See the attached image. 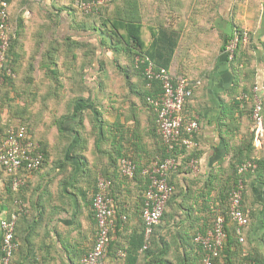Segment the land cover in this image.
<instances>
[{
    "label": "crops",
    "instance_id": "0c3cea01",
    "mask_svg": "<svg viewBox=\"0 0 264 264\" xmlns=\"http://www.w3.org/2000/svg\"><path fill=\"white\" fill-rule=\"evenodd\" d=\"M179 1L173 7L169 0H147L146 4L135 7V12L148 20L146 28L150 31L159 27L151 25L150 20L159 14V7L162 8L163 27L176 39L167 68L175 76L195 84L185 105V113L197 117L199 123L198 147L187 152L196 163L190 166V159L181 153L179 166L170 172L174 193L166 211H171L172 216L166 220L163 231L170 229L177 236L178 260L185 259L179 264H202L200 247L192 237L197 233L205 234L215 217L228 206L226 192L232 189L230 162L234 153L250 143L251 156L264 161V0ZM75 6L74 0L9 2L8 11L12 15L9 25H15L20 11L23 16L59 11V16L52 18H58L63 29L65 26L72 32V39L83 40L84 47L73 51L77 63L83 62V66H70L68 74H74L75 79L83 77L87 85L83 87L84 97L96 102L100 124L97 130L90 104L91 107L84 112L82 124L74 127L77 133L70 132L71 137L62 138L52 169L42 164L35 171L20 172L24 179L21 186L25 184V187L18 195L27 198L24 204L20 197L12 199L7 177L0 170V219L16 209L17 200L22 204L14 232L16 249L10 264H81V257L93 245L96 229L88 203L95 175L96 181L99 177H114L109 196L115 206L116 219L104 264H125L126 255L120 257L117 252L125 249L134 233L139 235L142 231L143 188H139L134 180L124 181V178L115 176L114 165L118 156L114 147L120 145L124 151V147L129 146L128 152L135 154V159L143 166L154 157L164 158L163 143L156 138L154 115L148 104L135 102L130 106L124 100L127 93L125 82L111 62L120 57L124 60L125 52L113 45L108 46L111 38L102 32L99 34L97 29L96 33L105 39V43L99 49V55H91V28L84 31L75 28L78 25L72 17ZM235 31L247 32L248 40L237 44L232 60L228 59L225 47ZM57 37L58 45L64 47V39L60 35ZM143 39L146 45L151 42L150 35ZM88 43L90 45L86 46ZM73 54L69 52L68 62L74 63ZM98 60L105 63L100 71ZM92 75L100 84L95 94V88L85 80ZM140 82L135 78V91L140 88ZM248 97L254 101L258 99L261 104L262 121L258 129L248 114L252 106ZM138 99L136 96L135 100ZM260 172V175H247L242 187H245L242 203L249 217L243 229V241L237 239L234 224L227 213L225 250L215 264H264V165ZM33 185L39 191L34 205L29 204ZM156 232L158 239L165 236L160 230ZM137 252L136 264H148L153 257L151 254L146 256L143 247ZM166 260L178 264L172 257Z\"/></svg>",
    "mask_w": 264,
    "mask_h": 264
},
{
    "label": "trees",
    "instance_id": "16d2710c",
    "mask_svg": "<svg viewBox=\"0 0 264 264\" xmlns=\"http://www.w3.org/2000/svg\"><path fill=\"white\" fill-rule=\"evenodd\" d=\"M112 1L113 0H111L107 6L100 8L98 13L86 14V13L81 12L75 6L74 15H75L76 19H74V20H75V22H78V23H76L78 25H75V28L80 27L81 28V29H79L80 31H84L85 29L91 28L92 42H90L91 45L88 43L86 46L90 45L89 46V47H91L90 53L93 56L100 54L99 49L105 43V39L101 35L99 36V34L102 32V30H98L99 34L96 33L95 30H97V27H95V26L92 27V25H86L89 23H87V20H83L82 17H83V15L84 16L85 15L94 16V15L100 14V13L103 14L105 12V10L108 8V6L112 3ZM160 1L163 2L165 0H160ZM169 1H170V4L172 3L173 7L176 6L177 4H179V2H180L179 0H169ZM74 2H75V0H74ZM139 4L141 5V4H146V3L142 2V0H128L127 3H124V5H123V11H121L122 12L121 17L116 19V20H113L112 25H107V28L111 29L118 36L119 39H122V42H124V45H125V47H122V45L120 47L121 51L125 52L124 57L122 55L124 60L122 61V59L120 57V58H117L116 60L112 61L111 64H112V66H114L118 70V72L121 75V78L125 82V87L127 89V93H126L125 98H124L125 102L127 104H129L130 106H134L135 102H141L143 104H145V103L148 104L149 108L151 109V111L154 115V122H155L156 115H155L153 106L150 104V102L147 100V98L148 97L156 98L158 95H160V92H161L160 82L158 80H149L146 77V75L144 74V69H145L148 61L142 62L141 60L147 57L148 60L152 61L157 67H163V68L168 69L167 67L169 65V62L171 60V57L173 55V52H174V49L176 46V39H174L173 33L167 31L163 27V25H164L163 24L164 14H163V10L161 7L157 6L160 8L159 14H157L153 19L150 20V21H152L151 25H159V27L157 29L155 28L156 30H154V28H151L149 31L146 28L147 25H149L148 20H145V17L143 14H139L138 12H135V7L137 8V6ZM133 5H134V8L132 9ZM8 10H9V8H8ZM8 15H9V11H8ZM17 15H16V18L14 21L15 25H10V28L8 31L9 45H8V48H7V51L5 54V61L3 62L2 66L0 67V76L4 77L6 75L7 76V77L5 76L6 79H10V80H11L10 76H13L12 75L13 73H11V72L14 71V73L16 74V68H15L14 64H16L17 60L21 59V56H22V51L20 52L18 46L21 42L23 43L22 37H21V35H19L20 30L23 31V27H25V25H20V23L21 24L24 23L23 22L24 21L23 20L24 19L23 11H20L19 13H17ZM45 16H48L51 18L55 17V16L58 17L59 11L56 13H46ZM8 17H9V22H10V18L12 19V15L11 16L9 15ZM108 18L109 19H106V20L110 21L111 18L110 17H108ZM44 26H47L46 30L49 31L47 34H45V33L43 34L41 32L42 31L41 29H43V27L41 28L38 26L34 30L35 32L32 33V35L36 38L35 40H37L39 42V44H41L45 40L46 44L49 43V46H50L49 55H50V64H51V76L53 78H55V81L57 82L56 88H54V95L51 94V97H53L52 98V102H53L52 108L57 111V113H56V125H55V129H57V137L66 138V136H69L71 133L76 134L77 132L75 131L74 127L82 124L84 112H86L89 109L90 104L92 106L91 115L93 118V122L95 121L94 127L98 130L100 128L99 127V125H100L99 124V118H98L99 117V110L95 106L96 102H94L93 100H91L89 98L84 97L83 87H85L87 85L85 84L83 77H81L79 79H75L74 74H68V70H69L70 66H73L74 64L78 65V67L83 66V62L77 63V61H76L77 55L74 56V54H73V51L75 50V48L76 49L77 48L82 49L84 47V44L82 43L83 40L72 39V36H71L72 32H70V30L67 29V27H65V26H64L65 29H63L58 18L55 21V25H44ZM21 34H22V32H21ZM47 35H48V38L45 39L44 37ZM59 35L61 36L62 39H64V42L66 43L64 47L58 45V42L56 41V39L58 38L57 36H59ZM116 35L113 34V36H116ZM149 35L151 38V42L149 43V45H146L143 38L144 37L146 38ZM94 36H96V38ZM86 38L88 39L87 35H86ZM70 40H73V41L71 42ZM108 43L110 44V45L108 44V46H110V47L113 45V44H111L112 40H110ZM43 45H44V43H43ZM113 46L116 49H119V47L116 44ZM48 47L45 49L46 53L49 50ZM63 49L65 50L64 55H62ZM45 50L40 53L41 57L44 54ZM70 51L73 54V60H75L74 63L67 61V60H70L67 57L69 55ZM132 51H133V53H131ZM127 56H129V59H127L128 58ZM69 57H70V55H69ZM43 59L45 61L44 63L48 62L47 55L45 57H43ZM121 61L125 62V64L122 65ZM128 61H129V63H128ZM97 65H98V71H100L102 68H104L105 63L103 61L98 60ZM8 70H9L10 74H8ZM135 78L137 80L141 81L140 82V88L142 89V87H143L142 90L140 88H138V89L136 88L137 90L135 91ZM85 80L90 81L92 87L95 88L93 90L94 91L93 93L95 94L96 88H98L100 86L98 78L95 75H92L90 79H85ZM148 82L150 83V85H148ZM136 96L139 98L138 100H135ZM249 99L251 100L252 106H251V109L248 110V114L253 115L256 101H254V99L252 97L247 98V100H249ZM11 123L12 122L5 124V128L0 130V136H3L5 134L8 126ZM72 123H75V124L73 125ZM18 124L26 126L29 134L32 137V139L34 141H36L37 143H39L40 149L43 153V162H42V164H43L45 159H47V157H48V152L46 149L47 143L44 142L46 140L41 139V138L38 139L36 137V135L34 133L37 130L36 125H31V123H25V122H18ZM155 125H156V123H155ZM58 131L60 133H58ZM154 131H156V126L154 128ZM155 135H156V138L161 141L159 135L156 132H155ZM99 136H100V133L97 137H99ZM70 137H71V135H70ZM71 140H72V138H71ZM112 144L114 147L115 143L112 142ZM72 146H73V144H72ZM122 148L123 147L120 145H115V147H114L115 153L118 156V158L115 161L116 165H114V170H115V174H116L115 176H119L120 178H124V181L134 180L135 183H137V182L140 183V187L142 186V188H143V193H142L143 199H142V206H141V214H142V210L144 207V201H145L144 191L149 184L148 177L145 173H143V169L149 165L150 160L143 166L140 163H138V161L135 159V154H131L130 152H128L131 149L129 146H126V148L124 147V151L122 150ZM162 150H163L162 157L167 156L166 148L164 145L162 146ZM251 151H252L251 144L248 143V145L245 146L243 150L241 149L238 152L234 153L232 161L230 162V168L232 169V173L230 174V178L232 180L231 181L232 187H230V189L235 188L238 180H241L243 186H245V178L249 174H255V175L261 174L260 170L262 169V167L264 165V161L262 159L253 158L251 156ZM181 153H183L185 155V158H187L188 160L190 159V157H193L192 155H190L189 153L187 154V152H184V151L176 152V155L179 156ZM121 158L131 159L135 163V171H134V175L132 177H127L121 173V168H120V164H119V160ZM155 158L156 157H154L153 160ZM177 159H178L177 163L179 166L180 158L177 157ZM246 162H252L256 165V167L252 170L249 169L247 171H244L243 173H238V168ZM103 178L108 179L110 181V186L108 188V194H109L111 191V188L113 186V182H114L113 178L114 177L104 176ZM168 180H169V183L173 186V192L166 202L164 212H163V215L161 217V221L154 227V230L150 236V239H149L150 244L146 248H144V252L146 253V256H148L149 254H151L153 256L148 264H172L169 260H166V259H168L169 254L172 253V250H173V254H175L174 249L173 248L171 249L169 244H167L166 239H164L163 237L161 238V236L158 239V237L156 235L157 232L155 231L156 227L159 224H161V222L163 220H168L172 216L171 211H166L167 204H168V202H170V198L173 196V193H174V184L170 180V173H169V179ZM7 181H8L7 182L9 185L8 188L10 191V195L12 196V199L13 200L19 199L20 195H18V192L22 191V188H19L17 191H12L10 188L9 177H7ZM91 183H92V189L89 191L91 193V195L89 196L88 203L91 206L92 214L94 217L92 199H93L95 193L98 191L96 175L94 176ZM244 188H242V197L244 194V192H243ZM231 190H228L226 192L227 204H228V199H229V195H230ZM20 200L22 201V199H20ZM22 203L24 204L23 201H22ZM242 205H243V203H242ZM243 208L245 209L244 205H243ZM227 212H228V206H226L223 213H221L222 215H224L226 217V219H228L227 218ZM115 219H116V217H115ZM124 219H125V217H124ZM248 220H249V217H248ZM94 221H95V227H96L95 217H94ZM122 222H125V220L120 221V224ZM142 225H143L142 231L140 232V234L138 235V234L134 233L131 236V238L129 239V242H128L127 246L125 247V249H123V251L125 252V255H126L125 264H136L137 256H138L137 251L139 248L144 246L145 238H144V221H143V218H142ZM15 229H16V227H15ZM95 232H96V229H95ZM95 232H94V236H95ZM195 235L196 234H194V236L192 237L193 242H194ZM173 237H177V236L174 234ZM237 239H238V237H237ZM14 241H15V238H14ZM110 245H111V243H110ZM197 245L200 247V254H201L200 263H202L204 252H203L201 246L199 244H197ZM155 246H156V250H154ZM224 250L225 249L223 248L220 256L215 258L213 260L212 264H215V262H217L219 260V258L222 256ZM175 260H176L175 262H177L179 264V262L182 259L178 260V257L176 255ZM184 260L185 259L183 258L182 261L185 262Z\"/></svg>",
    "mask_w": 264,
    "mask_h": 264
},
{
    "label": "built area",
    "instance_id": "2783aa9c",
    "mask_svg": "<svg viewBox=\"0 0 264 264\" xmlns=\"http://www.w3.org/2000/svg\"><path fill=\"white\" fill-rule=\"evenodd\" d=\"M111 0H75L76 7L83 13H98L99 9L107 6ZM9 0H0V67L5 61V54L9 45ZM248 40L247 32L235 31L233 39L226 45L228 59H233L237 44ZM144 74L149 80L160 82L161 92L156 98L148 97L155 112L156 133L159 135L168 155L164 158H155L143 169L148 177L149 184L144 191V207L142 218L144 221L145 243L149 244L154 227L161 221L167 200L173 192L169 183V173L178 166L176 152H191L198 147L196 134L199 130L198 119L185 113V105L191 98L195 84L189 79L175 76L169 69L157 67L148 58ZM8 74L9 70H8ZM148 85L150 83L148 82ZM256 129L261 125V104L256 99L252 115ZM43 162V153L39 143L34 141L27 127L21 124H11L5 134L0 136V170L10 179V188L17 191L24 183L21 171H35ZM194 166L196 160H189ZM121 173L132 177L135 163L128 158L119 160ZM256 165L246 162L238 168V173L254 169ZM110 181L103 177L97 180L98 191L92 199L96 232L92 247L82 256L81 264H104L115 227V206L108 194ZM242 182L238 180L235 188L230 192L228 199V218L234 224V230L239 241H243V229L248 223V211L242 205ZM17 207L8 217L0 219V264H10L13 252L16 249L14 232L22 204L16 201ZM227 219L218 215L212 227L205 233H197L194 242L199 244L204 252L202 264H212L220 256L227 241ZM117 255L123 257L125 252L119 250Z\"/></svg>",
    "mask_w": 264,
    "mask_h": 264
},
{
    "label": "rangeland",
    "instance_id": "374dc122",
    "mask_svg": "<svg viewBox=\"0 0 264 264\" xmlns=\"http://www.w3.org/2000/svg\"><path fill=\"white\" fill-rule=\"evenodd\" d=\"M67 1L71 2L72 0ZM127 1L128 0H113L103 14L100 13L94 16L83 15L82 19L87 20V23L89 24L86 25H92V27L95 26L98 30H102V34L109 36V38L112 40L111 44H116L119 48L121 45L122 47H125L122 39H119L111 29H108L107 25H112L113 20L121 17L123 5L124 3H127ZM142 2L146 3L147 0H142ZM133 8L134 5L132 6V9ZM23 17H25V19H23L24 23H20V25H25V27H23V31L20 30L19 34L22 37L23 43L21 42L18 46L20 52L22 51V56L21 59L17 60L16 64H14L16 68V74L12 70L13 72L11 73H13V76H10L11 80L6 79V75V77L0 76V130L5 128V124L9 122H12L11 124L25 122L31 123V125H36L37 130L34 132L36 137L38 139L41 138L46 140L44 142L47 143L46 149L48 152V157L45 159L43 166L47 165V169H52L53 160L57 159V154L59 153L58 150L61 147L62 140L61 137H57V131L55 130L57 111L52 108L53 97H51V94L54 95V88H56L57 82L55 81V78L51 76L49 43L46 44L44 40L41 44H39V42L35 40L36 38L32 35V33H34V30L39 26L41 28L43 27L41 32L43 34H47L49 31L46 30L47 26L44 25H55L56 20L43 15V13L38 15L24 14ZM72 17L76 19L74 14ZM108 17L111 18L110 21L106 20L109 19ZM113 34L116 36H113ZM44 38L47 39L48 35ZM47 47L49 50L46 53L45 49ZM44 50L45 52L41 57L40 53ZM131 53H133V51ZM46 55L48 62L44 63L45 61L43 57ZM127 57V59H129V56ZM122 61L121 64L124 65L125 62ZM115 76L116 75H114V78ZM115 83H119V81H115ZM249 115L252 119V114ZM252 123L254 125V122ZM65 140L68 141V139ZM54 181L55 177L53 178V182ZM137 186L140 188L139 182H137ZM24 187L25 184L20 188ZM27 188H29V186H26V189ZM37 188L35 185L32 186V193L29 195V204L34 205L37 192L39 193ZM20 197L24 202L27 200L25 196L20 195ZM165 223L166 220H163L161 224L156 227L155 231L160 230L162 233H165V236L162 235L161 237L164 239L167 238V244H169L171 249H174L175 253L173 254L172 250V253L169 254L168 259L172 257L173 261L175 262V256L177 255L175 249L177 237H173L174 233L170 229L163 231V225Z\"/></svg>",
    "mask_w": 264,
    "mask_h": 264
}]
</instances>
